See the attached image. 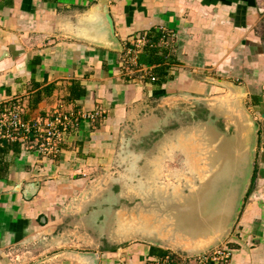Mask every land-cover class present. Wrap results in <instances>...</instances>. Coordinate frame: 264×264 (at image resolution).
I'll return each instance as SVG.
<instances>
[{"label":"crops","instance_id":"0c3cea01","mask_svg":"<svg viewBox=\"0 0 264 264\" xmlns=\"http://www.w3.org/2000/svg\"><path fill=\"white\" fill-rule=\"evenodd\" d=\"M101 1L0 0V109L18 101L26 122L55 111L104 113L70 130L56 158L38 151L33 134L0 152V264H35L86 230L87 185L115 155L129 123L147 119L159 130L183 118L184 131L209 112L236 114L234 90L241 87L260 140L251 189L223 246L231 252L227 264H264V0H111L121 53L96 45H108ZM162 29L176 34L172 56L165 61L152 49L138 56L158 81L122 69L125 45L145 34L158 40ZM75 83L85 95L72 100ZM203 246L107 244L96 252L100 264H145Z\"/></svg>","mask_w":264,"mask_h":264},{"label":"rangeland","instance_id":"374dc122","mask_svg":"<svg viewBox=\"0 0 264 264\" xmlns=\"http://www.w3.org/2000/svg\"><path fill=\"white\" fill-rule=\"evenodd\" d=\"M156 127L151 120L138 119L121 132L115 155L87 185L86 230L71 237L74 242L63 239L52 250L97 251L98 245L171 242L162 236L173 221L161 209L204 180L206 144L199 134L183 131V118L158 131Z\"/></svg>","mask_w":264,"mask_h":264},{"label":"water","instance_id":"95a60500","mask_svg":"<svg viewBox=\"0 0 264 264\" xmlns=\"http://www.w3.org/2000/svg\"><path fill=\"white\" fill-rule=\"evenodd\" d=\"M110 1L102 0L100 3L101 17L109 31L106 35L108 45L95 44L121 53L123 46L115 35ZM234 92L236 114L209 112L207 120L189 128L190 134H199V139L206 144L207 156L204 160L207 161L208 171L194 190L177 197V201L161 209L173 221V227L165 233L168 235L166 240L171 242L149 243L163 247L183 240L204 244L199 250L181 252L182 256L193 258L219 248L233 235L253 183L260 140L259 124L244 103L246 89L241 87ZM63 261L100 264L101 254L68 249L46 256L35 264Z\"/></svg>","mask_w":264,"mask_h":264},{"label":"built area","instance_id":"2783aa9c","mask_svg":"<svg viewBox=\"0 0 264 264\" xmlns=\"http://www.w3.org/2000/svg\"><path fill=\"white\" fill-rule=\"evenodd\" d=\"M160 32L158 40L145 34L129 41L124 47L122 69L125 71L139 69L150 82H157L158 77L154 67L139 63L138 56L146 49L155 50L165 61L172 56L175 51L176 34L165 29ZM24 114V107L18 101L0 109V149L5 146V143H23L29 140L30 134H33L40 141L38 151L53 158L59 154L60 146L70 134V130L78 128L82 120L96 122L98 118L104 116L100 110L89 113L76 110L55 111L33 122H26ZM173 255L167 253L145 264H227L231 258V252L223 245L198 257L177 256L173 258Z\"/></svg>","mask_w":264,"mask_h":264},{"label":"trees","instance_id":"16d2710c","mask_svg":"<svg viewBox=\"0 0 264 264\" xmlns=\"http://www.w3.org/2000/svg\"><path fill=\"white\" fill-rule=\"evenodd\" d=\"M163 61V60H162ZM83 95H85V91L78 86V84H74L73 89H72V94H71V99L72 100H77L80 99ZM5 143V146L3 148L0 149V152H6L7 148H9V144ZM1 171V168H0Z\"/></svg>","mask_w":264,"mask_h":264}]
</instances>
